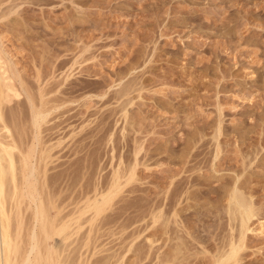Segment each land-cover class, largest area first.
<instances>
[{
	"label": "rangeland",
	"instance_id": "374dc122",
	"mask_svg": "<svg viewBox=\"0 0 264 264\" xmlns=\"http://www.w3.org/2000/svg\"><path fill=\"white\" fill-rule=\"evenodd\" d=\"M10 5H16L15 12L0 20L3 48L34 92L45 81L57 90L77 87L66 97L73 101L53 111L40 129L42 145L55 146L48 148L53 195L93 197L108 188L114 169L134 165L140 149L136 182L123 180L114 206L100 216L109 224L99 235L112 231L116 236L106 235L98 245L114 247L121 227L130 224L131 231L143 232L136 242L148 251L145 238L158 229L151 213L156 186L161 180L168 188L169 175L195 152L199 161L190 165L204 169L185 176L200 173L198 180L208 185L203 192L239 178L255 193L264 217V0H13L3 8ZM131 79L137 86L126 117L116 114V101L104 106L88 98ZM216 130L223 147L216 161H223L220 167L211 166ZM203 196L178 206L180 214L194 212L197 228L205 226L213 234L224 225L227 234L228 220L221 212L227 193H220L222 199ZM250 224L254 232L247 234L244 263L264 264V227L259 229L264 223L255 218ZM85 227L71 241L77 244ZM128 257L129 262L135 259L133 253Z\"/></svg>",
	"mask_w": 264,
	"mask_h": 264
},
{
	"label": "bare ground",
	"instance_id": "6f19581e",
	"mask_svg": "<svg viewBox=\"0 0 264 264\" xmlns=\"http://www.w3.org/2000/svg\"><path fill=\"white\" fill-rule=\"evenodd\" d=\"M12 1L0 0V20H4L15 12L16 5L3 8L5 3L10 2L11 4ZM45 82L40 84L39 81L40 85L37 86L39 91H35V93L33 86L30 85L26 77L8 57L3 48L2 36L0 35V132L1 134L6 132L5 135L3 134L4 136L0 137L7 138L4 139L6 141L0 139V264H192L197 261L199 262L196 264H245L246 256L243 252L249 247L247 234L254 232V229L250 228V223L255 218L264 223V217L259 212L260 205L256 200L254 201L255 193L253 194L249 188L246 189L244 187L245 183H238L239 178L234 182L233 180L229 183L226 182L227 185L214 187L213 192H203L202 189H206L208 185L206 186L205 183L198 180V173L196 176H192L193 174L185 176L190 172L195 173V170L200 172L204 169L201 166L194 167V165H190L192 161V164L194 161H199L197 159L200 155L199 152H197L199 155L196 152L193 155L188 153L189 159L192 161L183 163L174 170V174L169 175L170 186L168 188H163L164 185L162 186L161 180L158 181L160 186H156L158 191L155 190L158 197L155 199V204L153 203L154 210L151 212L153 216L150 215L154 219H152L154 224H157L156 228L158 229L155 230L154 234H150L145 238L148 243L146 245L148 251L145 252L140 248L141 244L136 242L143 232L136 231V229L131 231L128 229L130 224H127V227L119 225L121 230L117 234H120V241L114 247L105 249L103 243L98 245L97 243L104 236L110 234L105 232V234L99 235V232L104 231V228L109 224V219L106 220V217L100 218V216L103 217V214L114 204L112 202L117 198L116 196H119L123 180H126V184L136 182L134 181L136 180L135 171L140 149L134 154V165L130 164L124 171L119 169L120 166L114 169L108 188L102 190L103 187H100L101 191H97V194L94 191L95 195L93 197H91L92 195L88 196V193H86L85 198H77L71 195L59 199L62 196H54L51 187L48 185V181L51 182V179H48V174H50L48 173V166L53 158L52 150L48 148L55 149V146L47 148L45 146L46 142L44 143L45 147L42 145L41 137H39L41 135L40 129H42L41 126L43 127L42 124L48 121L46 119L53 111L62 110L66 104L69 105L67 102L71 99L69 98L70 100L67 101L68 98L66 97L73 94L75 91L73 89L77 87L68 88L65 91L59 89L61 90L60 93L51 97L59 90L55 89V86L53 88L52 86L48 87L50 84L47 81ZM120 85L121 83L118 84V86ZM136 86L135 80L131 79L115 91L111 92L112 86H110L103 94L90 95L88 98H98L104 106L114 100L117 104L119 103L116 114L122 113L126 117L127 106L131 104L130 95ZM58 87L60 86L57 85ZM84 112L88 113L86 110ZM220 128L217 129L218 132H221ZM217 130L213 136V141L214 139L216 141V150L214 149L212 167H220L223 164L222 160V162H216L217 159H220V153H222L220 149L223 148L219 144ZM38 143L43 148H40L41 146L38 148ZM245 158L247 157L245 156ZM245 164L243 162L242 166H245ZM246 166L249 165L246 164ZM222 192L227 193L225 199L227 203L225 208L221 210L228 220L229 231L227 234L224 225L219 226H222L220 232L216 229L217 233L213 234H209L205 226V230L197 228L196 224L192 223L193 219H191L195 216L193 215L195 214L194 209L192 210L193 213L190 212L192 215L185 213L181 215L179 212L178 206L185 203L187 205L186 201L189 202L192 198L206 194L212 200L213 197L220 198L219 195ZM220 199H222V196ZM136 200L139 201V199ZM69 207H71V210ZM67 208L70 211H67ZM85 225H88L87 229ZM84 227L86 231L75 244L76 239L72 241L71 239L74 236L78 237ZM262 227L264 225H261L259 229ZM110 232L112 233L111 236H116L112 231ZM224 233L225 235H223ZM209 242L214 244L210 248L208 246ZM90 243L93 245L89 249ZM70 247L73 249L72 254L70 253L69 257H64L65 252L68 253L67 248ZM130 253H133L135 257L132 262L128 261V254ZM87 254L89 255L87 256Z\"/></svg>",
	"mask_w": 264,
	"mask_h": 264
}]
</instances>
